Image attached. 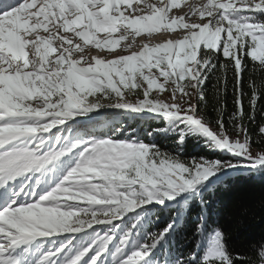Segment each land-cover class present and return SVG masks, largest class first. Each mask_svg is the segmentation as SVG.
I'll return each mask as SVG.
<instances>
[{"label": "snow or ice", "instance_id": "snow-or-ice-1", "mask_svg": "<svg viewBox=\"0 0 264 264\" xmlns=\"http://www.w3.org/2000/svg\"><path fill=\"white\" fill-rule=\"evenodd\" d=\"M102 109L151 113L175 144L73 131ZM189 135L219 156L184 155ZM228 169L264 183V0H0V264H264V238L237 252L207 224ZM166 200L198 202L203 248L170 258L173 219L141 238Z\"/></svg>", "mask_w": 264, "mask_h": 264}, {"label": "trees", "instance_id": "trees-1", "mask_svg": "<svg viewBox=\"0 0 264 264\" xmlns=\"http://www.w3.org/2000/svg\"><path fill=\"white\" fill-rule=\"evenodd\" d=\"M208 111L211 112V108ZM123 113L118 117H123ZM131 117L134 119L128 122H125V118H120V124L126 123V126L120 128L119 124L116 127L121 131L131 128L140 140L152 141L162 148H171L175 144L174 134L165 136L155 131L162 128V120H155L153 117L146 119L144 116ZM183 147L184 155L219 156V150L210 149L196 135L187 136ZM229 174L214 194L209 193L207 197V224L212 228L219 227L225 233L226 242L233 251H247L251 241L264 238V183L250 179L247 173L232 171ZM151 216L152 221L148 220ZM199 216L198 202L195 201H184L179 205L173 202L169 207L151 206L145 213L148 224L146 231L141 232V238L144 233L155 232L173 219L175 223L163 246L170 258L186 255L196 248L197 237L200 235L196 231V225L200 223ZM202 233L208 232L205 230Z\"/></svg>", "mask_w": 264, "mask_h": 264}, {"label": "rangeland", "instance_id": "rangeland-1", "mask_svg": "<svg viewBox=\"0 0 264 264\" xmlns=\"http://www.w3.org/2000/svg\"><path fill=\"white\" fill-rule=\"evenodd\" d=\"M140 38H138V43H139ZM131 98V97H130ZM142 112H146V111H142ZM104 115L101 116H94L93 114H89L86 117H79L77 119L81 120L83 123L80 125H77L76 128L73 129V131L76 130H83L84 128H92L93 126L97 125L98 122L100 121H105L108 123H114L115 126H118L121 122V119L125 118V116H128L129 118H125V122H128L130 119H134V117H131L132 115L126 114L125 112L123 114H125L123 117H118V115L122 112H118V113H108V112H103ZM151 117H153V114ZM135 117H141V114L136 115ZM121 118V119H120ZM146 119L148 117H145ZM163 121V120H162ZM161 121V122H162ZM71 123V122H69ZM123 126H126V123H121L120 124V128H124ZM162 128L164 129L166 127L165 122L163 121L162 123ZM118 128V127H117ZM171 134L169 132H164L161 131L160 135H168ZM68 162V157H64L61 159V161L57 164L56 168L51 170V171H43V174L41 173H36L35 176L33 177V179H35V177H39L40 178V184L39 187L44 189L45 191L49 190L51 186H53L55 184V182L57 181V179L60 178V175L63 173V170L65 168L66 163ZM51 167V166H49ZM227 172H232V169H228L226 170ZM179 199V198H177ZM165 204H173V202H169V201H165ZM163 207L164 205L161 204H156L155 207ZM151 207V205H149V208ZM148 220L152 221V216L148 217ZM106 227H108V225H97L95 226L93 229H89L88 231H95V230H99L101 232H103ZM121 227H123V225H121ZM146 235V233H144ZM207 234L208 233H200L199 237H200V247L203 248L204 243L206 242V238H207ZM73 234H69V233H64V234H56L53 235L51 237H47V238H42V239H38L35 244L33 245V248H37V247H43V248H48L49 246H55L60 244L62 241L68 239L70 236H72ZM87 233L86 232H80V233H76L74 234V238L72 239V243L73 244H77L80 242L81 239L86 238Z\"/></svg>", "mask_w": 264, "mask_h": 264}, {"label": "water", "instance_id": "water-1", "mask_svg": "<svg viewBox=\"0 0 264 264\" xmlns=\"http://www.w3.org/2000/svg\"><path fill=\"white\" fill-rule=\"evenodd\" d=\"M227 173H229V172H227ZM226 176V175H225Z\"/></svg>", "mask_w": 264, "mask_h": 264}]
</instances>
